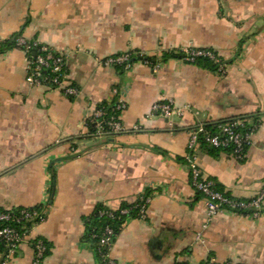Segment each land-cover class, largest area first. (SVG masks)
<instances>
[{
  "label": "crops",
  "instance_id": "1",
  "mask_svg": "<svg viewBox=\"0 0 264 264\" xmlns=\"http://www.w3.org/2000/svg\"><path fill=\"white\" fill-rule=\"evenodd\" d=\"M16 35L67 54L78 93L30 86L27 53L0 51V208L46 212L8 264H33V238L49 245L42 264H100L86 219L98 204L119 209L142 195L145 214L128 218L110 249L116 264H264V204L259 215L223 209L205 228L189 167L195 155L203 177L237 200L264 191V0H0V43ZM192 48L215 51L226 73L163 59ZM126 52L162 66L104 63ZM116 87L124 130L92 132ZM167 99L189 109L153 114ZM245 116L258 126L244 159L190 147L197 124Z\"/></svg>",
  "mask_w": 264,
  "mask_h": 264
},
{
  "label": "built area",
  "instance_id": "2",
  "mask_svg": "<svg viewBox=\"0 0 264 264\" xmlns=\"http://www.w3.org/2000/svg\"><path fill=\"white\" fill-rule=\"evenodd\" d=\"M17 45L22 48L28 56V74L26 81L30 86H46L57 89L66 95H76L78 93L69 71L68 55L56 51L43 44L37 39L27 41L22 37L17 39ZM184 56L183 61L194 63L198 57H207L219 64L218 73L224 75L226 73V65L222 62L219 55L211 49H185L182 50ZM133 55L143 56L142 53L126 52L104 59V63L111 66L122 67L125 71L131 70L133 66ZM151 63V62H146ZM155 71L159 70L162 62L151 63ZM114 96L119 97L117 100L116 110L121 113L127 108V102L120 96V88L113 90ZM105 107H99L94 113L95 127L99 133H118L123 131V127L118 115H110L107 117ZM189 107L179 108L175 105L173 99L157 101L152 105L153 114L163 117H171L173 115H182ZM257 129V124L252 119L235 118L220 122L217 130L210 132L206 130L204 123L195 126L192 132V140L190 147L193 148L200 144V136L203 135L204 140L213 148L229 151L237 159H244L249 146L252 143V137ZM196 156L189 158V167L191 173L192 185L196 191L203 194L207 208V222L204 227H208L217 214L223 209H230L237 212H252L259 215L264 204V191L257 197L249 201H242L229 197L224 192L216 189L215 182L211 179L204 178L202 171L197 165ZM143 199V197H142ZM149 198L145 200L142 206V216L145 214ZM123 214L128 213L125 209ZM46 212L33 207H23L20 209L0 210V222L23 223L21 228L12 225H5L0 228V243L4 250L1 251L0 264H8L16 255L20 245L25 241L31 243V232L35 225L44 221ZM114 231L107 228L100 240V245L108 248V252L104 254L108 258V264H116L109 256L110 249L113 244ZM32 245L35 250V258L33 264H42L45 259L47 246L44 241L39 238L32 239ZM103 255V254H102ZM208 264H234L231 262H219L211 260Z\"/></svg>",
  "mask_w": 264,
  "mask_h": 264
},
{
  "label": "trees",
  "instance_id": "3",
  "mask_svg": "<svg viewBox=\"0 0 264 264\" xmlns=\"http://www.w3.org/2000/svg\"><path fill=\"white\" fill-rule=\"evenodd\" d=\"M20 37V35H16L14 36V39H9L6 40L4 42L0 43V51H3L5 48H13V47H18L17 45V39ZM184 54L182 51H178V52H171V53H164L163 54V59H168L170 57H174V58H183ZM132 60L134 61H144V62H151V63H156L158 62V60H155L153 57H149V56H140V55H133L132 56ZM194 64L204 67V68H209L215 72H218V68H219V64L215 63L214 61H212L211 59L207 58V57H198L196 59V61L194 62ZM121 69H123L122 67H119ZM124 70V69H123ZM116 105H117V101L113 102L111 105L108 104H101L100 107L104 106L105 110H106V115L107 117H109L110 115H118V111L116 110ZM243 119H252L253 123H256L258 126V121L257 119H253L250 116H245V117H240ZM226 120H222V121H217V122H206L204 123L206 130L210 131V132H214L217 130V126L220 122H223ZM90 128L92 129V132H96V128L95 126L90 123ZM200 143L202 144H207L209 145L205 140L203 135L200 136ZM213 150H215L214 152H219V151H225L222 149H217V148H213L211 147ZM229 152V151H228ZM215 187L217 190L224 192L223 189L220 187V185L218 183L215 182ZM199 194L203 195L201 192L197 191ZM226 195H228L230 197V195L226 192H224ZM143 197V199H142ZM147 198H150L148 195H142L141 197H139V199L137 200V202L129 204V203H124L122 205V207H120L119 209H111L109 207H106L102 204H98L93 213L86 219V230H85V239L90 241L94 248L95 251L97 253L98 259L100 261V264H108V258L104 256V254L106 252H108V248L101 246L100 245V240L103 237L105 230L107 228H111L114 231V235H113V243L117 237V235L119 234V232L122 229V226L124 224V222L128 219V218H134V217H139L142 215V206L145 204V200ZM23 208V207H21ZM36 208L38 210H42L41 206L38 207H33ZM20 209V208H17ZM127 209L128 213L123 214L122 211ZM1 211H4V209L0 208ZM251 212V211H250ZM252 213V212H251ZM5 225H12L15 226L17 228H21V226L23 225V223H15V222H0V228H2ZM45 245L47 246V251H46V255L47 256L50 252H49V245L44 241ZM0 247H1V251L4 250L3 245L0 243ZM103 254V255H102ZM212 259H207L203 262V264H208ZM176 264H187L186 262H179Z\"/></svg>",
  "mask_w": 264,
  "mask_h": 264
}]
</instances>
